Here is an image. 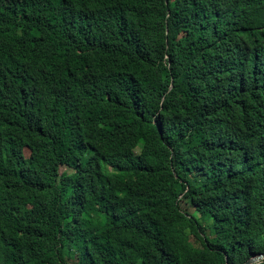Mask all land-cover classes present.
Wrapping results in <instances>:
<instances>
[{"label":"trees","instance_id":"trees-1","mask_svg":"<svg viewBox=\"0 0 264 264\" xmlns=\"http://www.w3.org/2000/svg\"><path fill=\"white\" fill-rule=\"evenodd\" d=\"M260 254L264 0H0V264Z\"/></svg>","mask_w":264,"mask_h":264},{"label":"water","instance_id":"water-1","mask_svg":"<svg viewBox=\"0 0 264 264\" xmlns=\"http://www.w3.org/2000/svg\"><path fill=\"white\" fill-rule=\"evenodd\" d=\"M264 259V254L254 256L247 260L244 264H257Z\"/></svg>","mask_w":264,"mask_h":264},{"label":"rangeland","instance_id":"rangeland-1","mask_svg":"<svg viewBox=\"0 0 264 264\" xmlns=\"http://www.w3.org/2000/svg\"><path fill=\"white\" fill-rule=\"evenodd\" d=\"M26 155H27V152H26ZM64 171H68V170L65 169V168H63V167H61V168H60V173H61V172H64ZM13 201L18 202V199H13ZM65 255H66V258H67L68 260L72 261V259H73V255H72V253H71L70 250H66Z\"/></svg>","mask_w":264,"mask_h":264}]
</instances>
